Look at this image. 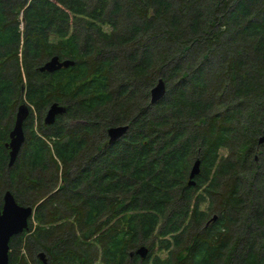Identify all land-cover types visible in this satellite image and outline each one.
I'll list each match as a JSON object with an SVG mask.
<instances>
[{
  "label": "trees",
  "instance_id": "16d2710c",
  "mask_svg": "<svg viewBox=\"0 0 264 264\" xmlns=\"http://www.w3.org/2000/svg\"><path fill=\"white\" fill-rule=\"evenodd\" d=\"M263 126L264 0H0V207L34 208L9 264H264Z\"/></svg>",
  "mask_w": 264,
  "mask_h": 264
},
{
  "label": "water",
  "instance_id": "95a60500",
  "mask_svg": "<svg viewBox=\"0 0 264 264\" xmlns=\"http://www.w3.org/2000/svg\"><path fill=\"white\" fill-rule=\"evenodd\" d=\"M70 60H60L58 56H52L47 59L41 66L39 71L53 72L60 68H67L72 65ZM166 94V84L162 78L150 89V103L154 104L162 99ZM65 112V107L56 102L49 105L43 117L45 125H52L57 116ZM29 114V106L27 103H21L17 106L13 126L9 132V141L6 146L8 151V165L11 166L19 157L22 146L25 141V134L23 130V123ZM127 124L110 126L107 129V142L109 145L116 143L126 132ZM257 144H264V130L262 135L257 139ZM199 160H194L190 173L188 185H194V177L199 173ZM34 208L31 205L19 204L14 195L10 191H5L2 196V205L0 207V264L8 263L9 241L13 236L21 234L28 229L29 219L32 217ZM213 215L212 219H215ZM135 253L140 258L147 257L148 249L145 246H140L135 250ZM132 254V253H131ZM38 258L46 264V258L43 252L38 253Z\"/></svg>",
  "mask_w": 264,
  "mask_h": 264
},
{
  "label": "rangeland",
  "instance_id": "374dc122",
  "mask_svg": "<svg viewBox=\"0 0 264 264\" xmlns=\"http://www.w3.org/2000/svg\"><path fill=\"white\" fill-rule=\"evenodd\" d=\"M104 29H108V26H104ZM150 99V98H149ZM36 122L37 121H35V125H36ZM263 130H264V126L261 128V131H260V133H259V135H258V138H259V136H261L262 135V132H263ZM225 153V152H224Z\"/></svg>",
  "mask_w": 264,
  "mask_h": 264
}]
</instances>
